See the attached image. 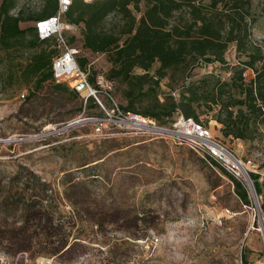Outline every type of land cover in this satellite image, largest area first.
Returning <instances> with one entry per match:
<instances>
[{
    "label": "rangeland",
    "instance_id": "rangeland-1",
    "mask_svg": "<svg viewBox=\"0 0 264 264\" xmlns=\"http://www.w3.org/2000/svg\"><path fill=\"white\" fill-rule=\"evenodd\" d=\"M44 1L18 0L12 14L18 8L28 10L26 16L41 13ZM252 3L251 42L264 53V0ZM66 37H73L77 59H87L92 81L109 70L105 55L81 47L79 28ZM18 52H12L16 62L26 57ZM8 58L0 51V264H260L261 197L258 206L244 180L251 206L241 204L228 177L175 133H126L107 124L96 130L90 118L100 108L64 123L75 113L73 104L58 106L51 87L35 90L10 80ZM225 60L228 67L193 69L186 82L228 81L244 57L233 46ZM243 76L249 81L250 69ZM183 84L171 87L163 79L160 98L177 97ZM216 113L205 111L199 120L246 165L253 189L255 178H264L263 126L245 142L233 140L222 135ZM178 116L155 126L174 131Z\"/></svg>",
    "mask_w": 264,
    "mask_h": 264
},
{
    "label": "trees",
    "instance_id": "trees-1",
    "mask_svg": "<svg viewBox=\"0 0 264 264\" xmlns=\"http://www.w3.org/2000/svg\"><path fill=\"white\" fill-rule=\"evenodd\" d=\"M17 2L0 0V51L10 57V80L20 79L35 90L51 87L60 107L72 103L75 113H69L64 123L75 118L76 113L99 108L93 100L85 103L78 93L53 79L55 41L39 40L34 23L54 15L57 0H45L41 13L32 16H26L28 10L24 8H18L13 15ZM68 8L63 20L79 28L81 47L91 54L106 56L109 70L104 76L113 84L112 96L119 100L124 113L165 126L175 115L191 117L201 124L199 117L214 110L217 113L213 120L221 126L224 137L245 142L261 125L264 138V53L251 42L256 22L252 0H71ZM32 21V26L21 28L20 23ZM68 41L72 44L73 37ZM233 46L244 60L231 68L228 81L206 77L186 82L197 67H228L225 55ZM14 51L25 59L16 62ZM78 63L85 68L87 59L79 58ZM249 69L252 77L247 81L243 75ZM163 79L171 87L184 82L177 97L170 92L160 98ZM35 95L33 92L28 100ZM209 161L228 177L241 204L251 206L243 183ZM258 178L253 187L261 197L264 215V178L260 183Z\"/></svg>",
    "mask_w": 264,
    "mask_h": 264
},
{
    "label": "built area",
    "instance_id": "built-area-1",
    "mask_svg": "<svg viewBox=\"0 0 264 264\" xmlns=\"http://www.w3.org/2000/svg\"><path fill=\"white\" fill-rule=\"evenodd\" d=\"M71 0H57L56 13L45 20L34 23L37 37L41 41L53 39L57 49V56L52 59L51 68L53 79L56 83L66 84L71 90L83 96L86 103L87 99L93 100L102 115L92 116L90 120L95 124L96 130L104 125H109L126 133L135 132L143 134L147 132L172 133L189 148L202 154L206 160H213L220 168L222 167L234 179L247 184L250 193L257 203V195L249 184V170L240 158L235 156L223 143H220L212 134L211 130L202 124L195 122L191 117L185 118L179 115L173 125L174 131L157 128L155 123L145 117L127 112L124 113L113 99L111 90L112 85L108 82L104 74L95 75L93 81L90 80L89 71L81 68L78 63V51L68 41L66 31H74L75 27L66 24L63 20L68 11ZM110 103V107L104 106V100ZM105 127V126H104ZM245 184H244V182ZM259 206V203H257ZM259 232L263 238L264 249V215L260 216ZM260 264H264V256Z\"/></svg>",
    "mask_w": 264,
    "mask_h": 264
},
{
    "label": "crops",
    "instance_id": "crops-1",
    "mask_svg": "<svg viewBox=\"0 0 264 264\" xmlns=\"http://www.w3.org/2000/svg\"><path fill=\"white\" fill-rule=\"evenodd\" d=\"M258 183H260L262 181V177L259 176V178L257 179Z\"/></svg>",
    "mask_w": 264,
    "mask_h": 264
},
{
    "label": "water",
    "instance_id": "water-1",
    "mask_svg": "<svg viewBox=\"0 0 264 264\" xmlns=\"http://www.w3.org/2000/svg\"><path fill=\"white\" fill-rule=\"evenodd\" d=\"M252 192L255 193L254 188H253V191Z\"/></svg>",
    "mask_w": 264,
    "mask_h": 264
}]
</instances>
